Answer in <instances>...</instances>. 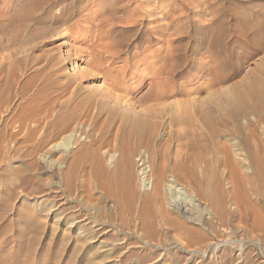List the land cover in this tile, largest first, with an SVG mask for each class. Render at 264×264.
<instances>
[{
	"label": "rangeland",
	"instance_id": "rangeland-1",
	"mask_svg": "<svg viewBox=\"0 0 264 264\" xmlns=\"http://www.w3.org/2000/svg\"><path fill=\"white\" fill-rule=\"evenodd\" d=\"M61 1L59 3H65V0ZM140 1L137 0V4ZM148 1L153 4V0ZM193 1L197 2L192 4ZM253 1L169 0L167 9L170 10V18L166 22L178 24L177 30L184 36L192 33L195 37L197 34H193V30L205 25L210 17L215 16L225 25L233 24L228 17L250 13L245 9V2ZM85 2L81 5L86 4ZM23 4L22 0H0V67L4 69L0 73V92H3L0 94V264H264V193L258 185L257 188L251 186L254 176L242 157L238 160L232 156L234 161L236 159L234 163L237 170L233 173L225 166L224 156L219 152L214 172L207 174L200 171L197 174L200 180L209 177L219 180L225 197L223 210L226 216L222 220L215 217L206 219L208 216L200 212L202 208L213 211L208 203L196 196V189H201L202 185H193L185 179L178 182L179 187L177 186L183 193L178 190L171 191L172 199L183 202L196 221L194 225L187 222L185 225L204 237L201 240H190L182 230L166 220L171 217L170 220H183L169 208L171 198L162 189L170 176L173 160L176 159V140L169 142L170 137L163 135L165 132L161 128L152 132L147 126L145 129L129 124L120 127L116 136V127L119 125L117 115L110 114V117L108 112H103L93 122L90 117L95 111L94 106L86 116L79 112L84 107V100L75 103L73 97L69 98V91L74 85L83 88L82 90L93 89L107 78L108 73L100 72L105 65L118 68L124 64L122 60L134 52L132 47L138 41L133 35L134 29L141 27L140 20L136 19L142 18L139 16L147 8L145 3L139 6L141 9L133 12V6L123 7L124 2H118L117 11L113 15H104L107 25L106 22L104 25L94 20L90 25L83 23L82 26H72L70 24L77 20L74 18L66 25H59L60 27L54 23L38 27L30 23L31 27L24 30L18 22L21 19L18 13L25 10ZM92 9L96 10L97 6L89 8V13ZM53 10L56 13L59 11L57 7ZM123 15L125 18L133 15L131 18L135 17V22L132 20L135 27L132 24L126 27L125 23L123 26L120 23ZM10 16L15 18L13 23H10ZM113 16L120 19L111 18ZM110 21L113 27L109 24ZM174 30L172 28V32ZM96 31H101V39H95ZM68 34L85 36V43L80 41L73 47L69 46L65 37ZM174 37H170L169 52L180 45L175 40L177 37ZM111 41L119 43L117 50L120 51H117L113 60H106V55L97 46ZM154 44V41L152 44L144 43L145 47ZM181 44H185L181 50L188 61L190 57L185 51L189 48L187 37ZM249 48H236V54H246L250 51ZM263 53L264 51L252 60L241 63L242 73L227 84L249 79L248 82H252V76L255 75L257 81L263 84L264 76L257 72L260 66L264 67V60L261 58ZM153 58L156 59L157 55ZM211 59V64H216L213 58H205L204 62H211ZM249 67L251 69H247ZM181 68L182 73L175 76L173 85L184 90L189 87L188 83L192 80L194 71L189 62ZM246 69L255 71L245 75ZM205 81L201 79L196 84L202 85ZM5 85L8 87L5 88ZM62 89H65L64 93ZM142 91H145V87ZM211 92L204 88L199 96L193 95L194 97L189 98L207 101L212 97ZM179 97H171L163 103L166 105L180 101L182 97ZM33 101L37 103L32 104ZM135 102L136 105L139 103ZM151 103L148 101L141 107L138 106V109H148ZM19 114H28L32 120L20 124L16 121ZM112 117H116L117 121L112 122ZM249 117L253 118L251 115ZM176 129L179 127L174 131ZM72 131L76 133L67 143L65 135ZM32 132L33 137L27 138ZM11 134L16 135L11 137ZM221 134L219 132L218 141L216 139L219 145L222 141L225 142ZM201 139L199 143H205ZM43 141L45 147L38 148ZM167 144H170V149ZM52 146L57 149H50ZM125 150L130 153L133 163L132 190L125 186L121 190L117 184L105 177L106 173L110 174L115 170L120 153ZM163 151L168 155L162 154ZM44 153L48 156L42 159ZM111 155L115 157L111 159ZM138 159H144L140 164L145 176L141 178H138L136 171ZM161 167L164 169L163 181L161 180L160 192L155 195L153 188H150V182L154 181L156 170ZM236 177L244 184L241 200H245L252 208L244 205L237 196L234 181ZM260 181L257 179L256 183L259 184ZM144 185H149L148 189ZM108 188H116L120 199L115 196L116 192L108 194ZM144 194H151L154 198V228L149 230L153 235L151 237L144 235L141 230L142 220L139 213ZM190 200L200 203V209L192 207ZM164 202L165 205L169 204L165 206ZM249 209L256 210L259 215L260 229L254 226L253 213ZM162 210L167 214L166 219L160 213ZM203 226H206L205 229L213 228L214 232L203 229ZM184 243H187L188 248Z\"/></svg>",
	"mask_w": 264,
	"mask_h": 264
},
{
	"label": "bare ground",
	"instance_id": "bare-ground-1",
	"mask_svg": "<svg viewBox=\"0 0 264 264\" xmlns=\"http://www.w3.org/2000/svg\"><path fill=\"white\" fill-rule=\"evenodd\" d=\"M22 1L24 2L23 9L25 10H20L21 12L18 13L21 17L18 22L23 30L28 29L27 27L30 23H32V25H36L37 27L39 25L49 23L63 26L70 23V21H73L74 18H77V20H74L72 24H70L72 26L80 24L82 26L84 25L83 23L90 25V23L94 20L99 21V24H103L107 21V19H104V15H113V13L117 11L116 5L120 1L124 2L123 7L133 6L132 9L129 8L133 12L136 11L140 5L145 3V7L147 8L146 10L142 8L144 10L143 15L141 14L139 16L142 18L136 19L137 21L140 20L141 27L136 30L134 29L133 35H135V39L138 40L132 47L134 52L131 54L129 53L128 56L122 60L124 64L118 68L105 65V67H103L102 71L100 72H102L101 74H103V71L104 73H108L107 78L102 80V83L96 84L93 89L82 90L83 88L80 89L77 87L78 85H74L75 87L73 86V88H71L69 91L70 96H68L69 98L73 97L75 99V103H79L80 100H84V107L81 108L79 112L81 114H85L86 116L90 114V110L92 106H94L95 111L92 112L93 114L90 117L93 122H96L95 120L99 119L103 112H108L109 116L110 114H113L112 116L117 115L119 125L116 127V136H118L120 127L129 124L133 125L134 127L138 126V128H145V126H147L146 128L152 132L158 128H161L163 132H165L164 134L161 131L163 135H168V137H170V139L168 138L169 142L170 140H176V149L175 151L173 150L175 152L176 159L173 160V164L169 170L170 176L167 178L166 183H163L164 186L162 189L165 195L171 198V200H169V208L178 214V217L180 215L184 221L170 220L172 217L170 219H166L165 216H167V214H165L163 210L160 211V213H162L163 218L170 222V224L182 230L190 240H201L204 237L202 234L196 232V230H193L192 228H189L187 225H185V222L193 224L196 223V221L188 212L187 206H185L183 202L177 200L176 198L172 199L173 197L171 191L178 190L182 191L183 193V190H181V188H177V186L178 182L185 181V179H187V182L192 183L193 185H202L201 189H196V191L194 190L196 196L200 198V200L202 199L204 202L208 203L213 211L202 208L200 212L205 213L206 217L208 216L206 219L215 217L219 220H222L224 216H226L225 211L223 210L225 197L220 187L219 180L213 179L211 177L200 180L197 175L200 173V171L207 174L214 172L217 163V153L221 152L223 154L225 166L230 168L233 173L237 171L235 169L236 159L234 161L233 158L237 157L239 160V157H242L248 164V169L253 173L254 176V179H252L254 182L251 183V186L253 185L254 188H257L258 185L264 193V81L263 84L262 82L259 83V81H257V76L254 74L255 76H252V82H248L250 80L249 79L248 81L241 80L237 83L227 84L242 73L243 70L240 67L241 63H246L252 60L255 56L264 51V0H254L252 3L245 2V9L250 13H243L241 16H233L229 14L230 16L228 15V19L229 21H232L233 24L225 25L224 22L220 23L219 19L215 18V16L212 18L210 17L207 19L208 21L205 25L199 26L193 30V34H197L195 37H193L194 35H192V33L189 36H184L182 33H180V31L177 30L179 27L178 24L173 25L170 21L166 22V20L170 18V10L167 9L170 3L169 0H153L152 5L148 0L146 2L141 0L143 3H140V1L138 4L137 0H86V2L85 0H65L64 4L59 3L60 0ZM84 2L86 4L81 5ZM196 2L197 1H193V3H191L194 4ZM179 3L182 4L180 1ZM95 5L97 6V9H92L93 11L89 13V8ZM56 7L59 10L58 13L53 12V9ZM95 8L96 7H94V9ZM158 9L160 12H157ZM85 11H87V13H84ZM129 16L130 15H128L126 18L124 15L123 17L121 16L123 19L121 18V22H119L122 23V25L125 23L126 27H128V24H132V22L135 20V17L134 19L131 18L133 15L130 18ZM114 17L115 16L111 18ZM115 18L118 19L117 17ZM14 20L15 18H12L10 23H13ZM114 20L113 22L115 23ZM109 24L113 27L111 21ZM134 25L133 27H135ZM111 26H108V28H112ZM123 28L125 29V27ZM172 28L175 29L174 32H172ZM100 35H102L101 31L97 32L95 39H101ZM174 36L177 37L175 40L180 45L176 49L172 48L173 50L169 52L171 48L170 37L175 38ZM65 37L69 43V46L71 47H73L76 42L83 41L86 38L82 35L72 34H68V36L65 35ZM186 37L189 43V48L185 50L187 52L186 55L190 57L188 61L186 60L185 54H182L183 46L185 44H181L186 39ZM153 41L155 42L154 46L152 45L153 47H145L144 43L151 42L152 44ZM118 44L111 41L107 42L106 44L98 45L97 48H100L101 51L106 55L104 57L106 60H113L114 55L118 53L117 51H120L117 50L120 47ZM142 45H144L145 48H143ZM244 46H248V48L250 47V51L242 55L239 54L243 52L236 54V48L239 49V47L242 48ZM243 51H245V49ZM155 54L157 55L156 59L153 58ZM205 58H207V60L208 58L215 59L216 64H211L212 59L211 62H204ZM261 58L264 60V53ZM186 61L190 63L194 72L192 74V80L188 83L189 87L184 88L183 90L181 87H174L173 79L175 76L179 75V73H182V70L180 69H182L181 66L187 64ZM1 64L2 63H0V66ZM100 65L101 63L99 66ZM247 69L251 68L249 67ZM3 70L4 69L0 67V73H2ZM257 70V72H260L264 76V67L260 66ZM254 71L255 70H252V72H250V70H248L245 72V75L252 74ZM201 79L203 81L206 80L207 82L205 81V84L202 85L196 84ZM7 87L8 85H5V88ZM143 87H145L144 92L142 91ZM204 88L212 91V97L210 99L207 101H202L198 99L194 100L195 98H189L193 95L199 96L202 89L204 90ZM62 91L64 93L65 89H62ZM2 93L3 92H0L1 95ZM174 96H180L179 98L182 97L183 99L181 98L180 101L170 102L166 105L163 103V101H166ZM134 100L137 102L139 101V103L136 105ZM148 101L152 102L148 109H138V106L141 107L143 104L148 103ZM36 103L37 101L32 102V104ZM249 115L253 116V118L250 119ZM165 117L166 120L164 119ZM115 118L116 117H112L110 120L114 122L116 120ZM29 120H32V117L28 114H19L16 117V121L20 122V124H24ZM112 122L111 124H113ZM178 127L179 129L174 131V129ZM219 128H221V130ZM167 130L168 133H166ZM219 132L223 134L225 139V142L222 141L220 145L216 142V139L218 141L219 138H217ZM75 133V131H72L68 135H65L64 139L67 140V143H69V138L74 137ZM15 135L16 134H11V137ZM32 137L33 132L31 135H27V138L29 139ZM200 139L205 143H199ZM165 140L167 141V138ZM169 145L170 144H167V146ZM44 147L45 142L43 141L38 148L42 149ZM55 148L56 146H52L50 149L55 150ZM167 148L166 152H168ZM170 148L171 146H169V149ZM166 152L163 151L162 154L167 156L168 154ZM169 154L171 153L169 152ZM47 156V153L42 154V159L47 158ZM159 156L161 157L162 155L159 154ZM112 157L114 158L115 156L111 155V159ZM144 159L137 160L138 165L136 171L139 175L138 178H141L145 174L144 169L141 168L142 165L140 164V162L142 160L144 161ZM162 160L165 161L164 159ZM133 176V163L131 155L125 150L120 153V159L118 160L115 170L110 174L106 173L105 177H107L111 182L117 184L121 190H123V186L132 190ZM163 176L164 169L161 167L160 169L156 170L154 181L150 182V188H153L155 195L161 190ZM234 179L237 189V196H239L241 200L244 184L242 183V180H239L237 177ZM257 179L261 180L259 184L256 183ZM144 186L146 187L145 189H148L149 185ZM113 192H116L115 196L120 199L116 188H108V194H112ZM175 195L177 194L175 193ZM152 196L153 195L151 194H144L142 198V207L139 213V216L142 220L141 230H143V234L147 237H151L152 233L151 231L149 232V230L150 228H154L153 223L155 210L153 208L154 198ZM131 200H134V194H132ZM163 201H165V199ZM241 201L244 205L246 204L248 207L252 208V206L247 204L245 200L242 199ZM190 204L192 207L200 209V203H198L196 200H190ZM249 210H251L253 213L254 226L260 229L259 215L257 214L256 210ZM37 211H39V209ZM192 214L195 216L194 213ZM205 227L203 229H205ZM205 230H210L211 232V230L213 231V228H206ZM187 243H184V245L186 246ZM186 247L188 248V246Z\"/></svg>",
	"mask_w": 264,
	"mask_h": 264
}]
</instances>
